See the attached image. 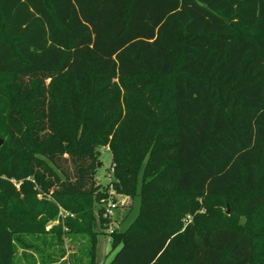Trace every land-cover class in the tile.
Wrapping results in <instances>:
<instances>
[{
	"label": "trees",
	"instance_id": "1",
	"mask_svg": "<svg viewBox=\"0 0 264 264\" xmlns=\"http://www.w3.org/2000/svg\"><path fill=\"white\" fill-rule=\"evenodd\" d=\"M0 136V264H97L103 145L140 197L108 264H264V0H0Z\"/></svg>",
	"mask_w": 264,
	"mask_h": 264
},
{
	"label": "rangeland",
	"instance_id": "2",
	"mask_svg": "<svg viewBox=\"0 0 264 264\" xmlns=\"http://www.w3.org/2000/svg\"><path fill=\"white\" fill-rule=\"evenodd\" d=\"M90 79L85 78L84 81L89 82ZM172 77H163L159 78V82L163 84V86L167 88H171ZM77 81H83L81 78H77ZM49 82V80L47 81ZM165 98H170L169 89L164 95ZM170 105V104H169ZM164 115L169 117L170 120L172 118L171 106L165 110ZM109 145H103L100 148V162L98 164V168L96 171V178L99 183L103 185V188L109 192V198L105 201V205L112 203L115 204L113 214L110 217V227L114 230L117 229H127L130 224L134 221L136 216L140 210V197H132L131 195L118 193L113 186L114 182V171L112 170V153L111 149L107 148ZM115 166V165H113ZM40 197V196H39ZM64 210L62 207L59 209V215L56 219L52 220L50 223L54 225L59 224L65 216H61V211ZM223 210L227 215L232 213V208L229 204L227 206H223ZM238 213L239 209L237 208ZM201 212H205V208L200 210ZM189 219H192V215L188 216ZM58 221V222H57ZM240 221L242 223L247 222V218L244 216H240ZM263 223H264V215H263ZM48 225V224H47ZM109 227V228H110ZM66 228V227H65ZM47 229V226H46ZM48 230V229H47ZM98 231L101 232L98 237V246H97V264H108L116 255L118 249L113 250L111 247V237L109 234L111 232L109 229L104 227L98 228ZM48 237V241H51ZM31 240V238H28ZM54 241V245L51 247L50 252H52V262L49 264H89L88 256H89V246H90V238L87 235H67L63 236V240ZM39 244V242H33V244ZM47 248V247H45ZM48 249V248H47ZM46 249V250H47ZM15 264H43L41 261V257L39 254L32 251V249L23 248L22 245L17 241L16 243V258Z\"/></svg>",
	"mask_w": 264,
	"mask_h": 264
},
{
	"label": "built area",
	"instance_id": "3",
	"mask_svg": "<svg viewBox=\"0 0 264 264\" xmlns=\"http://www.w3.org/2000/svg\"><path fill=\"white\" fill-rule=\"evenodd\" d=\"M108 150H110V147H108L107 148ZM112 170H113V165H112ZM11 181L16 185V187L18 188V189H20V186H21V183H22V181H18L17 179H15V178H13V179H11ZM41 197H42V195H40ZM114 207H115V204L114 203H112V201L111 202H109V204H107L106 205V209H105V216L106 217H111L112 216V214H113V210H114ZM61 216H73V214L72 213H70L69 211H67V210H62L61 211ZM58 222V221H57ZM52 226H53V224L52 223H49L48 225H47V229L49 230V229H51L52 228ZM110 227V226H109ZM109 231L112 233L113 231H114V229H112L111 227L109 228Z\"/></svg>",
	"mask_w": 264,
	"mask_h": 264
},
{
	"label": "water",
	"instance_id": "4",
	"mask_svg": "<svg viewBox=\"0 0 264 264\" xmlns=\"http://www.w3.org/2000/svg\"><path fill=\"white\" fill-rule=\"evenodd\" d=\"M3 138L0 136V145H2L3 144Z\"/></svg>",
	"mask_w": 264,
	"mask_h": 264
}]
</instances>
